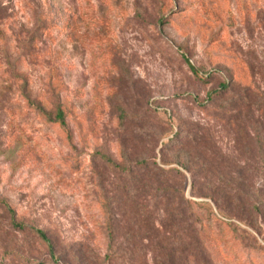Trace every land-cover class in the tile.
<instances>
[{"label": "rangeland", "instance_id": "1", "mask_svg": "<svg viewBox=\"0 0 264 264\" xmlns=\"http://www.w3.org/2000/svg\"><path fill=\"white\" fill-rule=\"evenodd\" d=\"M238 88L250 91L243 105ZM38 105H61L66 126L47 122ZM262 105L264 0H0V199L15 213L0 207V264H23L12 250L48 255L14 221L93 264L108 251L105 200L123 249L130 233L145 237L141 217L169 230L183 197L223 222L200 212L207 246L198 234L202 249L188 264H264V215L252 211L246 224L201 197L233 187L242 169L263 189L253 158ZM178 155L190 172L173 162ZM155 162L172 170L163 182ZM158 183L179 196L163 198ZM181 237L189 245L197 233Z\"/></svg>", "mask_w": 264, "mask_h": 264}, {"label": "trees", "instance_id": "2", "mask_svg": "<svg viewBox=\"0 0 264 264\" xmlns=\"http://www.w3.org/2000/svg\"><path fill=\"white\" fill-rule=\"evenodd\" d=\"M192 72L196 77L200 78L202 81H206L202 76L198 74V71L190 65ZM233 83H224L223 89L229 90ZM235 97L237 98L235 105H243L244 100L248 99L250 91L248 89H239L234 91ZM259 111L264 116V105L260 106ZM38 112L44 117V119L49 123H54L60 125L61 127L66 126L65 112L61 105H56V112H48L44 107L38 105ZM255 128H257L255 137V146L257 147L253 158L255 162H259L261 168L256 172L258 177L260 176L264 180V137L261 135L263 128L262 123L258 120L254 122ZM242 134V135H241ZM243 142H246L248 136L241 133ZM245 140V141H244ZM168 144H164L163 148H166ZM105 161L115 167L120 172L124 174H131L129 169H125L123 166L115 165L108 158H104ZM167 162V160H166ZM178 164H182L185 171L190 172V167L188 164H184L181 161V156L178 155L175 161ZM148 162H142L141 165L147 167ZM155 176L158 178V182L165 181L169 176L172 175V170H167L159 166L156 162L154 163ZM201 167L205 168L206 164L201 163ZM179 176L183 177V174L177 172ZM235 178H232L234 182L233 187L224 188H213L208 189L207 193L201 194L202 198H209L216 204L217 207L224 208L226 215H230L238 218L241 221H246V224L252 221V211L257 213H262L264 215V186L263 189H256L250 185V174L244 169L236 171ZM157 187V193H160L163 198H170L179 196L177 190L171 187H161L160 183ZM222 198V202H221ZM0 207L3 208L4 212L15 216V213L7 205L5 201L0 199ZM206 214L207 218L212 221L217 219L211 207L207 203H196L193 201L186 200L183 197V209H180L179 213H170L171 224L170 229H164L165 225L160 227H150L146 219L141 217L138 226H140V233H144V238L137 237L134 233L126 236L127 247L122 249V246L117 245L119 240L117 236V221L113 213V209L110 204L104 201V213L106 216V231L108 240V251L104 257V260L93 261V264H149L146 261V255L144 257V251L139 249L137 246V240L144 242L148 252H150L152 257L151 264H188V261L194 259V254L198 252V248L206 249L207 243V233H209V225L203 223L201 218V213ZM186 220L191 225L182 227V223ZM218 220V219H217ZM223 223L222 221L218 220ZM227 227L233 228L235 231L240 229V227L234 224L227 223ZM251 225V224H250ZM13 230L19 234L25 235L27 233L33 234L41 243L44 244L47 251V256L45 259L36 261L35 259L24 257L23 254L12 250L11 253L16 258H19L20 262L23 264H84L82 259H80L73 250H66L65 252H57L54 245L50 242L45 232L37 230L34 228L26 227L23 223H16L15 221L11 223ZM192 231L193 234L197 233V239L195 243L187 245L183 238L181 237L184 232ZM198 234L202 239V245L199 240ZM139 235V233H138Z\"/></svg>", "mask_w": 264, "mask_h": 264}]
</instances>
